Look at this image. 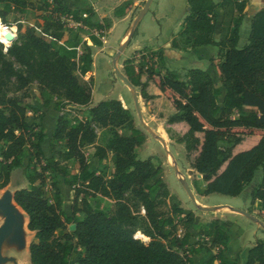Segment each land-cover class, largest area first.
<instances>
[{"label":"trees","instance_id":"trees-1","mask_svg":"<svg viewBox=\"0 0 264 264\" xmlns=\"http://www.w3.org/2000/svg\"><path fill=\"white\" fill-rule=\"evenodd\" d=\"M42 1L49 6L48 0ZM52 2L60 9V14L69 12L59 0ZM186 2L188 15L171 46L179 50L203 45L218 47L221 60H211V64L226 91L222 101L220 89L202 70H189L187 81L173 74L163 76L155 72L153 58L161 61V50L152 52L148 66H140L136 74L131 66H126L125 75L134 87H139L140 97L153 116L164 121L167 131L178 135L176 142L184 145L189 167L202 175L205 182L202 196L237 197L261 169L262 180L251 192V201H259V211H262L264 8L251 19L248 44L237 50L238 28L248 0H222L219 4L212 0ZM26 6L23 0H0V19L5 22L15 9ZM127 6L117 8L115 15H123ZM218 6L231 9L234 15L232 27L216 43L212 37ZM70 12L76 22L99 30L109 28L107 20L102 24L86 23L77 17L80 12ZM39 28L46 37L28 30L22 42L18 35L6 54L0 48V180L6 186L12 172L23 167L26 147L34 153L29 155L27 162L35 160L40 168L39 174L29 178L28 186L16 190L13 195L15 204L27 216V229L34 237L28 247V264H71L74 243L81 250L76 264H194L187 252L195 230L199 237L212 239L211 249L225 245L231 223L212 220L196 225L194 214L185 212L172 199L167 185L158 177L160 165L153 158H137L136 149L145 141L143 132L132 128L129 135L118 134L119 128L132 121L119 100H102L93 105L86 122L78 120L72 125L66 118L58 117L52 139L65 143L67 151L60 159L63 162L73 160L77 173L70 174L52 158L41 161V145L46 134L43 129L31 132L27 107L8 95L37 83L43 112L50 108L53 99H61L55 104L57 111L67 105L87 106L92 103L93 77L88 54L75 60L53 48L51 41H61L64 35L59 20L45 16ZM15 64L21 70H16ZM234 111L238 112L237 118H232ZM92 124L100 129H112L111 140L94 153L99 170L89 168L82 151L96 140ZM220 141L228 142L229 147L222 149L218 145ZM108 155H111L110 172ZM47 175L59 176L73 191L69 211L62 209L58 180L50 178L46 188ZM152 179L154 182L148 184ZM97 195L116 202L113 214L91 206L88 198ZM69 225H75L73 232L65 231ZM58 231L61 233L57 234ZM215 262L237 264L226 259L222 250L208 259H201L198 264ZM245 264H264L263 241L258 240L249 249Z\"/></svg>","mask_w":264,"mask_h":264},{"label":"rangeland","instance_id":"rangeland-1","mask_svg":"<svg viewBox=\"0 0 264 264\" xmlns=\"http://www.w3.org/2000/svg\"><path fill=\"white\" fill-rule=\"evenodd\" d=\"M26 2V7H18L15 9L14 13L8 15L5 20V23L13 24L17 27L19 41L22 42L24 40V34L28 30H33L35 34L38 36H42L40 25H43V17L50 16L52 20H59L62 24V31H63V38L61 41H51L52 46L55 50L60 51L61 53H65L68 57H73L77 60L82 54H84L85 49L80 45L81 39H78V33L81 31L80 26H76L71 24L70 21H74L72 19V14L69 12H65L66 14H60L59 8L56 7L52 0H48L49 6L46 7L42 2V0H23ZM144 5V2L141 4V7H138L129 19V25L135 20L137 13H140V9ZM173 7V8H172ZM139 10V12H138ZM185 14V2L183 0H153L151 5L149 6L146 13L140 19L138 23L131 42H142L147 43L149 40H153L156 43L155 45H164L172 36V32L174 31V25L176 22ZM126 25H117L113 33L111 34L112 43L116 44L118 39L126 32L128 29ZM175 29L177 30L176 26ZM247 26L245 24L242 25L240 29V35L238 40V48L244 47L247 43L246 34H247ZM83 31V30H82ZM102 35V34H101ZM44 36V35H43ZM60 42V43H59ZM79 43V46H78ZM72 46H76L75 49L71 48ZM210 49H197L193 55L183 54L182 59H178L177 57L168 58L166 61L169 64V67L172 66H181L184 63L189 65V68H198L204 72L209 71V66L211 65L206 61V59L201 58L199 55H204L206 50H212V47H208ZM74 50V51H73ZM113 50L108 52V50L104 51V54L99 55L100 57L97 59L96 64L97 68H95V72L97 73L96 81L93 82V92L92 98L94 105L102 100H110L116 99L122 100L124 104L129 108L128 113L131 117V122L124 125L123 127L117 130L118 134L120 135H129L130 130L132 128L138 129L145 135L144 143L136 149V156L140 160H145L148 158H153V160L160 165L161 172L159 174V178H161L167 188H169L173 200H176L179 205L182 204L185 208L195 210V206L189 199L188 195L186 194L185 190L183 189L182 185L177 180V174H180L188 184L190 190L197 191L196 186H204L205 182L202 180V177H199L198 174L193 171L190 167L188 162L185 159V149L183 145L178 144L175 141V136H178L173 131H167L166 128L162 129V126L159 125V133L161 137L165 140L167 145V150L169 154L172 156L173 164H167V153L163 151V146L159 140L155 137L150 135L145 129L140 125L137 114L134 108L133 100L131 95L127 89V87L123 84V82L115 75V73L111 70V63L110 60L113 57ZM147 52V49L145 50ZM137 52H134L131 59H123L120 62V70L124 74L125 67L130 64V60H134ZM109 63L106 65V62ZM141 63V62H140ZM137 66H141V64ZM146 68L148 62L143 63ZM16 70H21V67L15 64ZM155 69V68H154ZM215 70V69H214ZM156 72V71H155ZM159 73V72H158ZM217 73V72H216ZM88 76L84 77V80H87ZM94 81V80H93ZM137 94L140 98V109L141 113L146 119V123L152 130L157 129V125L159 120H156L155 117L153 118V114L150 109L145 105V102L140 97L139 87H136ZM39 86L37 83H33L28 86L26 89L19 91L14 95H8L9 97H15L21 104L27 107V123L30 126L31 132L38 133L40 129H43L45 134H47L45 141L42 143L43 149V159L41 161H45L47 158H52L54 160L59 161V163L66 167L69 170V173H77L76 164L73 160L63 162L60 159V155L67 151L66 145L64 142H56L52 139L53 128L48 122L44 121V113L42 106L40 104L39 99ZM61 99H53L52 105L50 109L55 111V104L60 102ZM121 101V102H122ZM90 105L87 106H73L67 107L65 106L60 112L59 116L66 118L72 125L75 121H83L86 122L89 120L88 111L89 108L92 107ZM53 112V111H52ZM57 115L56 111L51 114L52 119L54 116ZM51 119V120H52ZM92 128L96 133V140L94 144L86 145L82 148V151L85 155L86 163L91 170H99V163L98 160L94 157V153L98 147H105L108 142L112 138V129H100L96 125L92 124ZM221 148H224L222 146ZM31 151L26 147L25 148V163L23 167L20 169H16L12 172L11 181L6 186L3 185L2 181L0 180V196L6 190H10L11 192L16 191V189L21 187H27L29 184V178L35 176L36 174L40 173V168L38 163L33 160L32 162H27V158L29 155L32 156ZM111 155H108L107 158V166L108 172L111 170L109 159ZM105 163L103 160L102 164ZM260 172V171H259ZM261 174V172H260ZM48 178L46 179V188L50 182V178H55L58 180L59 189L62 194V209L65 211H69L72 199H73V191H70L68 187L65 186L63 183V179L57 175H47ZM155 179L149 180L148 184H152ZM37 184V183H36ZM91 206L93 208H99L102 211L106 212L107 214L111 215L115 211L116 202L112 199L104 198L99 195L95 196L94 198H88ZM200 203H205L209 205L208 207H217L216 211L211 213H207L208 215H203L204 213L198 212L199 219H195V222H200L202 219H208L214 215L218 216L222 214L220 211L224 205L230 206L237 209H242L246 202L248 201V195L246 192L242 193L238 197H227L219 194H210L204 198V200L197 198ZM198 210V209H197ZM257 217L264 223V215L260 214L257 210H255ZM141 214H143L141 212ZM2 224V219L0 218V225ZM70 226V225H69ZM69 226H67L66 232L69 231ZM61 231H58L57 234H60ZM27 237H31L28 244L34 242L33 234H28L25 231ZM137 235V234H135ZM134 235L135 239L136 238ZM140 236V235H139ZM140 241L144 242L142 239ZM194 240L196 238L194 237ZM147 241V240H146ZM198 243V242H196ZM249 243H253V236L249 235L244 240V247L242 251L241 259L244 260L245 254L247 249L250 247ZM20 253L13 251L12 249H5L4 255L12 256L16 259L21 260ZM28 255V250H24L22 255ZM21 255V256H22ZM80 257V251L78 250L77 245L73 244V251L71 254L70 263L76 264L77 260ZM25 262V264H28Z\"/></svg>","mask_w":264,"mask_h":264},{"label":"crops","instance_id":"crops-1","mask_svg":"<svg viewBox=\"0 0 264 264\" xmlns=\"http://www.w3.org/2000/svg\"><path fill=\"white\" fill-rule=\"evenodd\" d=\"M61 5L65 8H67L70 11H78L80 12L77 17L83 19L86 23H91V24H102L104 20H107L109 23V28L107 30H99L93 27H89L87 25H84L82 23L76 22V21H70L71 24L80 26L82 29L78 33L79 38L81 39L80 45L85 49L84 54H88L91 57L92 64H91V74L93 77V82L96 81L97 73L95 72V68H97L96 61L100 57L99 55L104 54L105 50L114 51L118 49V47L125 42L127 39L129 30L131 28L132 23L129 25V19L133 12L138 8L141 7V4L145 2V0H59ZM215 4H219L222 0H212ZM185 2V14L182 17V19L178 20L176 24L174 25V31L172 32V36L170 39L164 44V45H155L156 43L153 40H149L147 43H142V42H131V39L133 37V34L130 38V40L126 43L124 50L120 54L118 60H117V67L119 71L122 73L120 70V62L123 59H131L132 55H134V52H137L136 56L133 57V61L130 60V64L127 66H131L135 74L138 71L137 66L139 63L141 66H145L143 63L146 61L148 62V58L152 52H156L158 50L162 51V60L158 61L156 57L153 58V62H155L154 68L156 72H159L161 75L165 76L167 74H173L175 75L178 79L182 81H187L188 80V71L192 69H198V68H189V65L184 63V65L181 66H172L169 67V64L166 63L165 60L168 58H171V55H173V58L177 57L178 59H182L183 54H189L193 55L197 49H210L208 47H212V50H206L204 55H199L201 58L206 59L208 63L211 64V60H221V55L219 52L218 47L214 45H203V46H198L194 48H189L186 50H179L175 49L171 46V42L173 37L179 33L183 29V24H184V18L188 15L189 9L187 7V2L186 0H183ZM124 4H127L128 6L125 8V13L121 16H116L115 15V10L119 7H122ZM173 8V7H172ZM264 8V0H248V6L245 11V15L242 19V22L238 28V40H239V35H240V29L243 24L247 26V34H246V39L247 43L243 45L244 47L248 44V37L250 34V24H251V19L253 15L258 12L259 10ZM141 10V8H139ZM139 12V10H138ZM234 12L231 11V9L224 10L222 7L218 6L215 9V22H214V33H213V41L218 43L220 42L225 35L227 34L228 30L232 27V16ZM138 15V13H137ZM136 15V17H137ZM140 22V20H139ZM138 22V23H139ZM126 25L128 29L126 32L118 39V42L116 44L112 43L111 40V34L115 30L117 25ZM138 25V24H137ZM175 26L177 30L175 29ZM137 27V26H136ZM135 27V29H136ZM83 30V31H82ZM135 31V30H134ZM102 34V35H101ZM238 40L236 43V49L240 50L241 48H238ZM79 46V43H78ZM147 49V52L145 50ZM112 62V58L110 60ZM109 62H106V65ZM110 65V63H109ZM140 67V66H139ZM214 66L212 64L209 66V71L206 73L211 77L212 81L214 84L220 89L222 95L220 96V101H222L223 96L225 95V89L221 83L220 76L216 73V70H214ZM112 70V69H111ZM201 70V69H199ZM123 74V73H122ZM125 77V69H124V74ZM94 84V83H93ZM94 86V85H93ZM136 88V87H135ZM93 92V90H92ZM116 100V99H115ZM120 102V98L118 99ZM123 107L125 109H129L124 102H121ZM93 106V98H92V103ZM52 105V104H51ZM76 105H67V107H73ZM51 108V106H50ZM48 109L46 112H43L45 117L44 121L48 122L49 125L52 126L54 132L55 126H56V121L60 115V111H56V114L54 118L52 119L51 114L55 112L53 109ZM250 110V108H246ZM53 111V112H52ZM238 117V112L234 111L232 118H237ZM154 118V117H153ZM52 119V120H51ZM156 119V118H155ZM159 120L160 125L162 126V129H164V121L161 119H156ZM47 135V134H46ZM177 139V136H175V141ZM180 145H183L182 143H178ZM219 147L224 146V148L229 147V143L226 141H220L219 142ZM184 146V145H183ZM222 148V149H224ZM261 174H260V172ZM202 177V175H201ZM262 180V171L261 169L257 170L254 174L253 180L244 185L242 192L240 195L244 192L247 193L248 195V201L244 205V207L240 210L246 211L249 213L251 216L254 218L258 219L261 221L256 213L255 210H257L260 214L261 211H259V201H254L252 203L251 201V192L255 187H257ZM168 185V184H167ZM66 186V185H65ZM67 187V186H66ZM197 191H194L191 189L195 200L197 203H200L197 198H200L204 200L206 196H202V192L204 190V186H196ZM25 188V187H21ZM69 188V187H68ZM20 189V188H18ZM16 189V190H18ZM70 189V188H69ZM169 190V188H168ZM70 191H72L70 189ZM170 192V190H169ZM170 196L172 197V194L170 192ZM228 197V196H227ZM238 197V196H237ZM173 199V198H172ZM177 202L176 200H174ZM181 203V202H177ZM202 206H209L205 203H200ZM226 206V205H224ZM180 207L184 209L185 212H192L194 214L195 219H199L198 212H202L200 210H191L188 208H185L180 204ZM229 208H233L230 206H227ZM237 209V208H235ZM222 214H219L218 216L214 215L208 219H202L200 222H195L196 225H201V224H208L212 220H220V221H228L231 223V226L227 232L228 235V242L225 245H216L211 249V243L212 239L211 238H205V237H199L197 234V230L193 231V237L190 240V245L188 247V252L187 255L193 260L194 264H198L201 259H208L210 256L215 255L219 250H222L223 255L225 256L226 259L229 261H234L237 264H245L246 259H247V253L250 248H252L255 243L258 240H261L264 242V229L261 228L256 222H253L249 218L238 214L231 212L230 210L223 208L220 210ZM204 213L203 215H208L207 213L211 212H202ZM263 215V214H262ZM253 236V243H249L250 247L247 249V252L245 254L244 260L241 259L242 256V251L244 247V240L249 236ZM194 237L196 240H194ZM198 242V243H196ZM81 254L80 248H78ZM214 264H218V262H215Z\"/></svg>","mask_w":264,"mask_h":264},{"label":"water","instance_id":"water-1","mask_svg":"<svg viewBox=\"0 0 264 264\" xmlns=\"http://www.w3.org/2000/svg\"><path fill=\"white\" fill-rule=\"evenodd\" d=\"M153 0H145L144 5L142 6L140 13L137 15L135 20L133 21L131 28L129 30L127 39L125 42H123L116 52L114 53L112 57V63H111V68L112 71L115 73V75L128 87L134 92L135 98H134V108L137 114L138 121L140 125L147 131L150 135L155 137L157 140H159L165 149L166 153L169 154L167 150V145L166 142L163 138L156 136L154 133H152L151 130H149L143 123V118H142V113L140 106L137 102L136 99V88L130 83L127 77H125L118 69L117 67V60L124 50V47L126 43L130 40L135 27L137 26L139 20L142 18V16L146 13L148 10L149 6L151 5ZM171 156V154H169ZM172 158V156H171ZM179 183L182 185L183 189L185 190L186 194L188 195L189 199L197 208L198 210L202 212H213L217 209V207H205V206H199L197 204V201L194 198V195L192 191L190 190L188 184L186 183L185 179L183 178V181H179ZM15 192V191H14ZM14 192H11L10 190H6L2 193L0 196V218L2 219V224L0 225V264H17V260L15 257L12 256H6L4 255L5 249H12L13 251L19 253L21 251H24L27 247H29L30 244H28L25 241V221H26V229H27V216L25 213L15 204L14 202ZM221 209L226 208L230 210L231 212L241 214L253 222H256L261 228L264 229V223L259 221L258 219L254 218L251 216L249 213L246 211L240 210V209H235V208H229L227 206H222L219 207ZM220 209V210H221ZM69 231L73 232L75 230V225H70L69 226ZM28 230V229H27ZM29 231V230H28Z\"/></svg>","mask_w":264,"mask_h":264},{"label":"bare ground","instance_id":"bare-ground-1","mask_svg":"<svg viewBox=\"0 0 264 264\" xmlns=\"http://www.w3.org/2000/svg\"><path fill=\"white\" fill-rule=\"evenodd\" d=\"M124 84V83H123ZM125 85V84H124ZM126 86V85H125ZM127 87V86H126ZM127 89H128V91H129V93H130V95H131V98H132V100H133V104H134V98H135V94H134V92H132V90L130 89V88H128L127 87ZM136 99H137V102H138V104H139V106H140V98H139V96H138V94H136ZM154 117V116H153ZM142 118H143V123H144V125L149 129V130H151L152 131V133H154L156 136H159V137H161V134L159 133V125H160V123H158V127H157V129L156 130H152L149 126H148V124L146 123V119H144V117H143V115H142ZM162 138V137H161ZM163 148V147H162ZM163 151L164 152H166L165 151V149L163 148ZM167 164H169V165H172L173 164V160H172V158H171V156L167 153ZM198 176L199 177H201V175L200 174H198ZM177 180L178 181H183V177L180 175V174H177ZM199 206H202L200 203H197ZM24 228H25V231L28 233V234H33L32 232H30V231H28L27 229H26V221H25V226H24ZM30 238L31 237H27V236H25V241H26V243H27V246H28V243H29V241H30ZM32 239V238H31ZM25 250H28V247L25 249ZM22 252L23 251H21V252H19L20 254H19V256H20V258H21V260L19 259V261H18V259H16L17 260V264H25V262H28V260H29V257H28V255H26L25 256V254L24 255H22ZM22 255V256H21Z\"/></svg>","mask_w":264,"mask_h":264},{"label":"clouds","instance_id":"clouds-1","mask_svg":"<svg viewBox=\"0 0 264 264\" xmlns=\"http://www.w3.org/2000/svg\"><path fill=\"white\" fill-rule=\"evenodd\" d=\"M9 32L12 33V35H15L16 28L13 25L11 28L4 25L3 23H0V43H3L5 45V51H7L8 47L10 46V42L6 37L8 36Z\"/></svg>","mask_w":264,"mask_h":264},{"label":"built area","instance_id":"built-area-1","mask_svg":"<svg viewBox=\"0 0 264 264\" xmlns=\"http://www.w3.org/2000/svg\"><path fill=\"white\" fill-rule=\"evenodd\" d=\"M0 23H3L4 25H6V26H8L9 28H11L12 26H13V24H8V23H5V22H3L1 19H0ZM15 26V25H14ZM15 28H16V33H15V35H12V33L11 32H9V34H8V36L6 37V39H8L9 40V42H10V46L17 40V38H18V30H17V27L15 26ZM44 35V34H43ZM45 37H46V35H44ZM60 43V42H59ZM10 46L8 47V49L10 48ZM0 48H1V50H2V52L4 53V54H6L7 53V51H8V49H7V51H5V45L3 44V43H0ZM143 213V212H142ZM261 213L264 215V209L261 211Z\"/></svg>","mask_w":264,"mask_h":264}]
</instances>
